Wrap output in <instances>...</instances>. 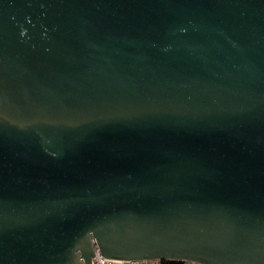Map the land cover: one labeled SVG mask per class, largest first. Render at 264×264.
I'll list each match as a JSON object with an SVG mask.
<instances>
[{
    "label": "water",
    "instance_id": "95a60500",
    "mask_svg": "<svg viewBox=\"0 0 264 264\" xmlns=\"http://www.w3.org/2000/svg\"><path fill=\"white\" fill-rule=\"evenodd\" d=\"M264 264V0H0V264Z\"/></svg>",
    "mask_w": 264,
    "mask_h": 264
},
{
    "label": "built area",
    "instance_id": "2783aa9c",
    "mask_svg": "<svg viewBox=\"0 0 264 264\" xmlns=\"http://www.w3.org/2000/svg\"><path fill=\"white\" fill-rule=\"evenodd\" d=\"M160 260L144 259V260H119L112 262L111 264H158ZM192 264H198L191 262ZM93 264H102L98 261L97 258L93 259Z\"/></svg>",
    "mask_w": 264,
    "mask_h": 264
},
{
    "label": "trees",
    "instance_id": "16d2710c",
    "mask_svg": "<svg viewBox=\"0 0 264 264\" xmlns=\"http://www.w3.org/2000/svg\"><path fill=\"white\" fill-rule=\"evenodd\" d=\"M158 264H189V262L177 259H162Z\"/></svg>",
    "mask_w": 264,
    "mask_h": 264
},
{
    "label": "rangeland",
    "instance_id": "374dc122",
    "mask_svg": "<svg viewBox=\"0 0 264 264\" xmlns=\"http://www.w3.org/2000/svg\"><path fill=\"white\" fill-rule=\"evenodd\" d=\"M189 264H192L191 262H189Z\"/></svg>",
    "mask_w": 264,
    "mask_h": 264
}]
</instances>
